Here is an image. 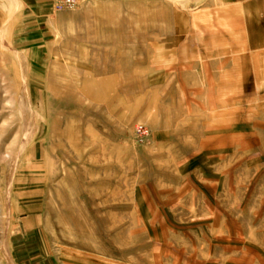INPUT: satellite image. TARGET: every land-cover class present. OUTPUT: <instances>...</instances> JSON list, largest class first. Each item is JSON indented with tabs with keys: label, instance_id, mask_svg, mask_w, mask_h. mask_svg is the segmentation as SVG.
<instances>
[{
	"label": "rangeland",
	"instance_id": "1",
	"mask_svg": "<svg viewBox=\"0 0 264 264\" xmlns=\"http://www.w3.org/2000/svg\"><path fill=\"white\" fill-rule=\"evenodd\" d=\"M59 1L0 41V264H264L263 42L212 0Z\"/></svg>",
	"mask_w": 264,
	"mask_h": 264
},
{
	"label": "crops",
	"instance_id": "2",
	"mask_svg": "<svg viewBox=\"0 0 264 264\" xmlns=\"http://www.w3.org/2000/svg\"><path fill=\"white\" fill-rule=\"evenodd\" d=\"M54 0H0V41H13L14 35L24 36L20 40H30L37 34V27H49L52 23L51 6ZM215 6L223 9V17L219 18L228 25L232 34L243 32L246 41L263 42L264 45V0H212ZM212 5H209L210 7ZM52 18V20H50ZM219 21V20H218ZM249 29H244L243 27ZM48 31V30H47ZM29 37V38H28ZM41 255H28L19 264H31ZM38 258V259H37Z\"/></svg>",
	"mask_w": 264,
	"mask_h": 264
},
{
	"label": "built area",
	"instance_id": "3",
	"mask_svg": "<svg viewBox=\"0 0 264 264\" xmlns=\"http://www.w3.org/2000/svg\"><path fill=\"white\" fill-rule=\"evenodd\" d=\"M75 5H76V0H60V1L56 4L55 8H56L57 10H62V8H63L64 6H66L67 8H68V7L73 8Z\"/></svg>",
	"mask_w": 264,
	"mask_h": 264
}]
</instances>
